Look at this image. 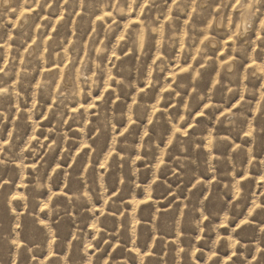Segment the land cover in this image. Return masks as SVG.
<instances>
[{"label": "rangeland", "instance_id": "rangeland-1", "mask_svg": "<svg viewBox=\"0 0 264 264\" xmlns=\"http://www.w3.org/2000/svg\"><path fill=\"white\" fill-rule=\"evenodd\" d=\"M236 5L0 0V264H264V0L244 36Z\"/></svg>", "mask_w": 264, "mask_h": 264}, {"label": "snow or ice", "instance_id": "snow-or-ice-1", "mask_svg": "<svg viewBox=\"0 0 264 264\" xmlns=\"http://www.w3.org/2000/svg\"><path fill=\"white\" fill-rule=\"evenodd\" d=\"M133 2H135V0H133ZM253 2H254V0H250L249 4H248L247 6H248L249 8H251ZM173 3H175V0H173ZM236 4H237V6H239V5H240V0H236ZM145 7H147V5H145ZM193 11H195V9H193ZM109 15H110V13H109ZM98 19H103V17H98ZM262 27H264V22H262ZM205 39H207V37H205ZM258 39H261V38L258 37ZM120 40H121V41H124V40H125V37H124V36H121V37H120ZM114 55H115V53H114ZM117 59H119V57H117ZM157 59H159V57H157ZM226 63H227V62H226ZM253 66H255V61H253L252 65H249L250 68L253 67ZM3 71H4V69H0V72H3ZM187 71H188V69H186V68H182V69H181V72H187ZM260 71L264 72V67L260 68ZM109 79L111 80V79H113V77H109ZM217 83H219V81H217ZM214 86H215V85H214ZM105 91H108V89L106 88ZM140 91L143 92L144 89H141ZM166 91H167V90H166ZM3 92H7V89H0V93H3ZM242 99H243V97H241V100H242ZM133 103H135V100H133ZM237 103H239V101H238ZM236 106H237L236 104H233V105H232L233 108H235ZM88 107H89V108H93V107H95V105H94V104H90V105H88ZM204 107H205V108H208L209 105H208V104H205ZM81 108H83V105H81ZM76 111H77V109H76V108H73V112H76ZM155 111L158 112L159 109L157 108V109H155ZM231 111H232L231 108L227 109V113L230 114ZM202 115H203V112H198V113H197V116H202ZM224 115H225V113L222 112V113H221V116H224ZM181 119L183 120L184 117H181ZM149 123H151V121H149ZM188 127L191 128V127H193V126H192V125H188ZM125 131H127V129H125ZM147 134H148V133L146 132L145 135H147ZM177 134L187 135V132L181 133V128L176 127V128H175V131H174V133H173V137L175 138ZM9 135H11V134H9ZM121 135H123V133H121ZM251 135H252V130H251V129H250L248 132H245V136H251ZM36 139H37L36 136H33V137L31 138V140H36ZM223 139H227V138H223ZM172 142H173L172 139H170V140H169V144H172ZM3 143H4V145H7V144L9 143V141H8V140H4ZM29 143H31V141H29ZM211 144H212V141H211V139H210V141H209V149L211 148ZM84 147H87V145H84ZM236 147L239 148L240 146L237 145ZM0 150H2V149H0ZM111 155H112V153H109V157H111ZM137 159H139V157H137ZM0 163H2V161H0ZM163 163H164V161H163V159H161L160 163L157 165V168H160V166H161ZM32 167H35V165H32ZM59 167H60V165L58 164V165L56 166V168L53 169V172H56L57 169H59ZM103 167H104V165H101V168H103ZM246 178H247V177H242V179H246ZM213 179H215V178H213ZM261 180L264 181V177H262ZM121 182L123 183V181H121ZM155 182H156V180L153 181V183H155ZM199 183H200V181L198 180V181H197V184H199ZM193 187H196V185H193ZM60 194H63V193H60ZM60 194H56V193H54L53 195H60ZM85 195H86V194H85ZM113 195H115V193H113ZM239 195H240V191H239V188L237 187V189H236V196L239 197ZM208 198H209V197H207V196L205 197V199H208ZM13 199H17V197H13ZM150 199H151V197L149 196L146 200H141V201H139L138 204H145V203H147L148 200H150ZM105 203H107V201H105ZM47 207H48V205L45 204V205H44V208H47ZM261 208H262V205H261V204H256L255 207H254L252 210L249 211L248 215H249V216H252V215H253V212H255L256 209H261ZM203 219H204V220H208V217H207V216H204ZM227 219H228V218L225 217V220H227ZM41 223L43 224L44 222L41 221ZM137 223H139V221H137ZM247 223H248V220H247V219L241 220L240 223L236 225V228H240L241 225H244V224H247ZM46 226H47V225H45V227H46ZM17 227H19V225H18ZM93 227H95V226H93ZM220 227H222V228H226V227H227V224H226V223H225V224H221ZM261 231L264 232V228H262ZM182 234H183V233H181V235H182ZM74 239H75V237H74ZM13 243H16L18 248L21 247V244H20V243H17L16 241H13ZM53 243H55V237H53ZM235 243L238 244L239 241H236ZM88 247L91 248L92 245L89 244ZM233 247H235V244L233 245ZM181 251H183V249H181ZM257 252L260 253L262 257H264V249H259V248H258V249H257ZM236 254H237L236 252H233V253H232V256H229V257H228V260H232V258H233L234 256H236ZM52 255H54V253L50 254L49 259H51V256H52ZM143 255H145V256H151V255H153V253H152L151 251H149V252L144 253ZM216 256H217V253H216V252H213L212 255L209 257V259H212L213 257H216ZM33 259H35V257H33ZM252 260H256V261H257V264H259V261L257 260V257H256V256H253V257H252ZM89 264H91V262H89ZM105 264H108V262L105 261ZM226 264H227V262H226Z\"/></svg>", "mask_w": 264, "mask_h": 264}, {"label": "bare ground", "instance_id": "bare-ground-1", "mask_svg": "<svg viewBox=\"0 0 264 264\" xmlns=\"http://www.w3.org/2000/svg\"><path fill=\"white\" fill-rule=\"evenodd\" d=\"M2 1L3 2H7V0H2ZM238 7H239V15H238L239 17L237 18L238 21L235 24V29H236V32L238 33V35L244 36L245 35V32H246V25H245V27H241V22L242 21H245L247 23V19L250 16H248L249 15L248 14V10H247V8L242 3H240V5ZM26 15H27V13H26ZM23 17L21 19H24L25 18V17L24 18ZM63 82H64V84H66V79L65 78H64V81Z\"/></svg>", "mask_w": 264, "mask_h": 264}, {"label": "clouds", "instance_id": "clouds-1", "mask_svg": "<svg viewBox=\"0 0 264 264\" xmlns=\"http://www.w3.org/2000/svg\"><path fill=\"white\" fill-rule=\"evenodd\" d=\"M246 7H248V6H246ZM252 15H254L255 13L253 12V13H251ZM245 25H246V22L245 21H242L241 22V27H245ZM135 230H133V232H134Z\"/></svg>", "mask_w": 264, "mask_h": 264}]
</instances>
